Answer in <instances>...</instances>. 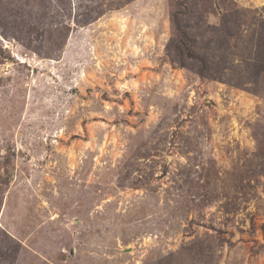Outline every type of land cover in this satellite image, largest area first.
I'll return each instance as SVG.
<instances>
[{
    "label": "rangeland",
    "instance_id": "374dc122",
    "mask_svg": "<svg viewBox=\"0 0 264 264\" xmlns=\"http://www.w3.org/2000/svg\"><path fill=\"white\" fill-rule=\"evenodd\" d=\"M0 264H264V0H0Z\"/></svg>",
    "mask_w": 264,
    "mask_h": 264
},
{
    "label": "bare ground",
    "instance_id": "6f19581e",
    "mask_svg": "<svg viewBox=\"0 0 264 264\" xmlns=\"http://www.w3.org/2000/svg\"><path fill=\"white\" fill-rule=\"evenodd\" d=\"M17 60H19V59H17ZM21 60V59H20ZM21 62H24V61H21Z\"/></svg>",
    "mask_w": 264,
    "mask_h": 264
}]
</instances>
